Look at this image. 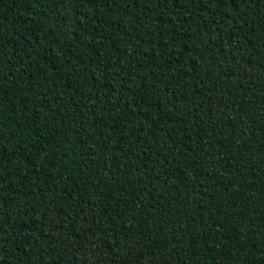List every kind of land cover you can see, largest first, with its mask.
Masks as SVG:
<instances>
[{
	"label": "trees",
	"instance_id": "16d2710c",
	"mask_svg": "<svg viewBox=\"0 0 264 264\" xmlns=\"http://www.w3.org/2000/svg\"><path fill=\"white\" fill-rule=\"evenodd\" d=\"M0 264H264V0H0Z\"/></svg>",
	"mask_w": 264,
	"mask_h": 264
}]
</instances>
